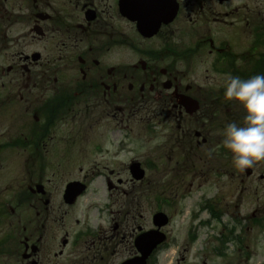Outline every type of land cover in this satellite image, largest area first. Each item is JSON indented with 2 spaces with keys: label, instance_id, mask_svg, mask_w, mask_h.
Segmentation results:
<instances>
[{
  "label": "flooded vegetation",
  "instance_id": "flooded-vegetation-1",
  "mask_svg": "<svg viewBox=\"0 0 264 264\" xmlns=\"http://www.w3.org/2000/svg\"><path fill=\"white\" fill-rule=\"evenodd\" d=\"M263 4L0 0V264H159L172 248L178 264H197L177 256L195 243L192 219L181 246L180 226L170 227L186 216L184 183L149 210L150 184L131 171L144 165L124 151L122 128L163 131L156 148L180 150L182 165L224 158L239 189L241 170L220 143L245 113L216 87L264 75ZM196 53L207 74L185 77L177 65ZM157 211L166 224L154 223ZM156 230L164 241L151 250Z\"/></svg>",
  "mask_w": 264,
  "mask_h": 264
},
{
  "label": "rangeland",
  "instance_id": "rangeland-1",
  "mask_svg": "<svg viewBox=\"0 0 264 264\" xmlns=\"http://www.w3.org/2000/svg\"><path fill=\"white\" fill-rule=\"evenodd\" d=\"M226 34H229L228 30ZM204 56L206 53L201 55L196 53L192 59L179 63L177 67L188 78L205 76L208 63L204 62ZM209 74L214 73L210 71ZM218 79L221 83L217 82L216 90L223 86V78ZM122 129L121 139L125 143L124 151H127L128 155L140 153L146 179L150 184L148 192L146 190V193L151 196L150 200H147L149 210L156 207L154 195L168 193L179 180L185 185L186 197L183 196V200L186 205V216L184 212L174 216L175 220L170 225L173 229L180 226L179 245L185 242L187 223L191 221V214H196L193 226L199 220L208 222L202 223L201 228L196 230V241L190 247V254L182 249L184 254L177 253L178 257L184 255L187 260L189 255L188 261L190 263L194 261L197 264H203L204 261V264H264V176L259 178L260 173L264 175V160L251 167L253 175L249 178L245 176L244 170L241 171V179L244 181L240 183L238 189L230 175H226L225 167L229 169L230 165L224 158L221 167L214 160L204 164L192 160L189 164L182 165L180 157L177 156L180 150L173 151L169 147L156 148L157 144L164 140L163 131H159L152 137V134L145 131L143 127L136 128L132 122L129 123V128L124 129L123 125ZM156 156L160 158L154 159ZM158 162L160 166H154L153 163ZM218 169H220L219 172ZM201 171L204 174H200ZM205 201L211 208L213 207L214 212L221 216L218 220L212 219L207 209H201ZM229 231H231L230 234ZM227 235H229V241L224 244L226 249L220 253L216 248L219 246L218 238ZM236 236L238 239L234 240ZM166 253L167 256L160 255L159 264H178L174 248Z\"/></svg>",
  "mask_w": 264,
  "mask_h": 264
},
{
  "label": "clouds",
  "instance_id": "clouds-1",
  "mask_svg": "<svg viewBox=\"0 0 264 264\" xmlns=\"http://www.w3.org/2000/svg\"><path fill=\"white\" fill-rule=\"evenodd\" d=\"M223 96L237 101L245 113L241 122L227 123L222 132V146L232 154L233 166L243 171L264 160V75H228Z\"/></svg>",
  "mask_w": 264,
  "mask_h": 264
},
{
  "label": "water",
  "instance_id": "water-1",
  "mask_svg": "<svg viewBox=\"0 0 264 264\" xmlns=\"http://www.w3.org/2000/svg\"><path fill=\"white\" fill-rule=\"evenodd\" d=\"M186 104L190 105L189 112H193V111H195V110L197 109V104H196L194 101H192V100H186ZM186 104H185V105H186ZM137 166H138V165H136V166H134V167H136V169H137ZM154 240H155V241H154L153 245H154L156 242H159V239H158V238H155Z\"/></svg>",
  "mask_w": 264,
  "mask_h": 264
}]
</instances>
